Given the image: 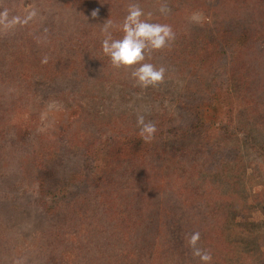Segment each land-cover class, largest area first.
I'll return each mask as SVG.
<instances>
[{
    "label": "rangeland",
    "instance_id": "1",
    "mask_svg": "<svg viewBox=\"0 0 264 264\" xmlns=\"http://www.w3.org/2000/svg\"><path fill=\"white\" fill-rule=\"evenodd\" d=\"M51 1L48 4L47 0H17V16L23 19L32 11H35L36 15L27 24L16 26L23 29L29 26L34 34L61 36V41L56 45L58 50L63 55L69 51L67 56L70 55V58L79 57L80 69L85 68V71L81 76L83 78L77 81L71 80V77H68V81H58L61 90L65 84L68 86L65 90L67 94L63 96L62 101L44 103L43 108L39 110L38 131L46 146L56 148L60 143L58 138L66 139L69 146H73L66 156L75 157L78 154L75 146L92 137L95 130L101 126L112 129V134L121 136L139 134L138 115H144L146 122H154L157 131L166 130L171 124L186 126L192 123L194 118L190 116V112L180 108L181 102L190 106L195 104L192 103L188 92L199 97L200 94L220 91L215 105L230 95L234 101V110L229 113V122L236 129V137L230 139L227 146L238 145L243 158L240 164L228 162L210 170L199 168L197 158L191 159L188 154L179 151L172 155H162L157 161L152 159L151 163L156 167V171L149 188L143 189L142 199L132 198L128 194L129 191L123 194V199L120 190V195L114 198L112 204L123 213L125 222L120 223L121 228L127 223H138V226H134V232L128 237L124 235L122 240L109 237L112 224H108L104 219L102 211H96L95 200L93 196H89L87 204L89 210H93L84 223L68 221L63 224L66 239L73 235L72 244L68 242V248H72L70 253L76 256L64 258L59 264H105L99 260L111 250L120 252L125 249H138L141 242L145 244L146 240L148 246L156 250L161 244L159 240H154L157 221L160 216H164L163 210L173 206L180 218H206L212 222L222 218L243 217L247 215V209L240 212L241 208L249 207L245 231H235L233 234L232 220L228 219L229 224L223 229L224 235L227 241H243L239 250L249 248L254 251V255L264 252V159L258 156L259 150L264 148V51L260 52L256 45L251 46L242 52L241 59L235 60L234 65L241 61V71L245 70L247 74L243 83L249 84L246 99L242 101L237 100L233 94L236 90L234 86H230L233 82L237 84L232 74L230 89L227 90L230 93L226 95L227 91L223 85L226 73L221 74L218 63L209 65V62H205L202 67L200 63L201 59L207 58L208 61L209 57L206 55H209V52L213 53L219 49L222 33H232L240 27L250 29L252 25H259L262 19L253 13L258 14L260 7L254 2L228 3L221 5L219 11L213 14L217 5L220 6V3L228 0H143V3L138 4L145 13L143 18L150 23L168 24L175 33V39L168 46L146 58V62L156 67L163 66L167 71L163 83L155 88L145 89L136 84L129 72L114 69L109 58H105L98 49H101L104 39L101 30L103 23L111 19L115 25L122 24L128 14L129 5L122 8L113 5L111 9L105 6L103 9H97L98 15L93 18L91 13L95 9H92V2H74V5L66 6L62 5V0ZM197 4L199 8L194 9ZM162 6H166L170 11L161 13ZM8 9L11 13L12 8ZM196 14L199 16L196 17ZM111 31L114 38H120L122 35L116 28ZM8 32L9 29L0 26V37H6ZM9 47L12 48V44ZM44 47L40 42L35 45V49ZM226 51L229 57L231 50ZM219 61L222 63L223 57ZM77 65L72 63L65 68L73 73L71 69ZM226 65L229 66L228 63ZM65 71L66 69L63 72ZM69 72L66 74L69 75ZM41 84L40 81L34 84L40 92L45 90ZM7 90L9 89L0 88V96H5ZM0 105V116L8 117L4 114L6 105L1 102ZM203 112L206 113V110L203 109ZM205 113L203 119L211 123L212 133H215L221 115L208 116V113ZM208 138L211 141H222L219 135L210 134ZM251 142L261 147L258 153L251 150ZM175 144L170 136L162 137V145L166 146V151ZM58 147L60 152L62 145ZM8 149L0 151V264H42L38 251L42 245L41 236L46 232L50 220L32 204L31 161L26 162L18 150ZM20 165L23 170L19 169ZM136 171L134 169L133 173L125 178V182L128 187H136L140 192L144 185H141ZM132 188L130 190H133ZM88 191L92 189L89 188ZM107 193L109 187L106 192H102V202H106ZM234 210H237L235 215L232 212ZM242 217H238V221ZM98 225L103 227L101 234ZM170 231L171 236H176V230ZM193 231L187 230L188 233L197 232ZM159 233L166 237L164 228H161ZM134 242L135 246L131 245Z\"/></svg>",
    "mask_w": 264,
    "mask_h": 264
},
{
    "label": "trees",
    "instance_id": "2",
    "mask_svg": "<svg viewBox=\"0 0 264 264\" xmlns=\"http://www.w3.org/2000/svg\"><path fill=\"white\" fill-rule=\"evenodd\" d=\"M62 1V5L66 6L74 5V2L77 4L92 2V9L95 10L103 9L105 6L111 9L113 5L122 8L125 5L133 4L132 2L137 4L144 2L143 0ZM47 2L49 4L52 1L47 0ZM240 2L247 4L254 2L255 5L259 6V13L253 14L262 19L261 23L255 24V27L252 25L250 29H241L240 27L239 30L232 33H222L219 49L213 53L209 52V55H206L209 57L208 61L205 58L201 59L200 63L202 64L201 67L205 62H209V65L218 63L221 74L226 73L223 84L226 91L230 89V74H232L237 80V84L233 82L230 86H234L236 92L233 94L237 100L242 101L246 99L245 94L249 91L248 82L243 83L247 79V74L245 70L241 71V61L235 65L234 63L236 59H241L242 52L251 46L256 45L260 52L264 51L263 0H228V2L220 3V6L217 5L218 7L214 8L213 14L218 12L223 4H239ZM200 3L204 2L200 1ZM198 4L194 5L193 8H199ZM16 6L19 7L17 0H0V12L12 8L9 17L18 15ZM236 19L239 20L237 17ZM60 37L34 34L30 31L29 26H25L24 29L15 26L9 29L6 37H0V88L9 89L5 92V96H0L1 104L6 105L4 114L8 116H0V151H8V148L16 149L26 159V162L31 161L33 172L30 178L32 204L50 220L46 232L41 236L42 245L38 251L42 264H59L64 258L76 256L70 253L73 249L68 248V242L72 244L73 235L66 239L63 228L68 221L69 223H84V220L92 214L93 209L89 210L87 204L89 196H93L92 198L95 200L94 205L96 207L94 206V208L96 211L98 213L102 211L104 219L107 220L108 224H112V233L108 235L109 237L122 240L124 235L130 236L134 232V226H138V223H127L125 227L121 228L122 224L120 223L125 222L123 213L115 209L112 204L114 198L118 194L120 195V190L123 199H125L123 194L126 191H129L128 194L132 198L142 199L143 189L149 188L156 171V167L151 163L152 159L157 161L162 155H172L175 151H179L185 155L188 154L191 159L197 158L196 162L199 164V168L202 167L205 170L214 169L219 164L228 162L240 164L243 161L238 145L227 146L230 139L236 137V129L229 122V113L234 110L233 96L224 97L221 103L216 102L215 105L220 91L208 92L205 95L200 94L199 97L195 93L188 92L192 98V103L195 104L190 106L181 102L180 108L190 112V116L194 118L193 122L182 127L171 124L166 130H158L151 142H144L139 134L121 136L114 133V135L112 129L101 126L95 130L96 132L92 137L86 138L80 145L78 143L75 146V151L78 153L75 157L66 156L68 150L73 149V146H69L66 139L58 138L57 141L60 143L57 144L55 141L56 148L46 146L47 144L43 142V137L38 131L37 116L39 110L43 108L44 103L62 101L63 96L67 94L65 90L68 86L65 84L61 90L60 85L57 84L58 81H68V77L77 81L83 78L81 76L85 71V68L80 69L79 57L70 58V55L67 56L69 51L63 55L58 50L56 45L58 41H61ZM38 42L45 46L44 49H35ZM11 44L12 48L9 47ZM98 49L103 54L102 48ZM226 49L231 50L229 57ZM95 55H97V51ZM226 55L229 66L226 65ZM45 57H47V63H42ZM221 57L224 60L222 63L219 61ZM65 59L66 61H64ZM210 59L211 61H209ZM72 63L78 65L71 69L73 73H70V69L65 67ZM64 69H66L65 72H63ZM66 72H69V75ZM11 78L13 79L11 80ZM38 81L42 83V89H45L42 92L38 91V87L34 85ZM188 93L185 98H187ZM228 93L230 91H227L226 95ZM1 107L0 105V110H2ZM203 109L206 110L208 116L221 115V120L215 127V133H212L211 123L203 119L205 113ZM208 120L211 121V119ZM107 132L111 133L108 134ZM62 133L64 134V132ZM210 134L219 135L222 141L208 140ZM164 135L170 136L176 142L174 147L168 151H166V146L162 145ZM251 144V150L255 153L260 151L258 156L264 159V148L258 151L261 147L254 142ZM61 145L62 149L59 152L58 146ZM54 150L56 152H53ZM20 168L23 170L21 165ZM134 169L138 171L141 185H144L140 192L136 187H128L125 182V178L133 173ZM139 179L136 181L139 182ZM108 187L109 193L105 194L106 202H102L104 196L102 192H106ZM89 188L92 191L89 192ZM225 195L229 197V195ZM245 208L247 215L243 217L222 218L212 222L206 218L200 220L194 217L189 218V220L180 218L175 213V207H169L162 211L164 216H160L155 227L154 240H159L161 243L156 250H152L146 240L145 244L141 242V247L139 246L138 249H125V251L120 252L111 250L108 254L101 256L99 261H103L105 264H201L199 258L192 256V250L187 243L191 234L187 230H197L200 233L198 247L211 253L210 264H264V252L254 255V251L249 248L239 250L243 241H227L224 235L229 220H232L231 232L233 234L235 231H245V224L249 219L250 211V208L246 206L241 208L240 212H243ZM236 211H232L234 212L233 215L236 214ZM238 217H242V219L238 221ZM97 228L100 229L99 233L101 234L103 227L98 225ZM161 228H164L166 237L159 233ZM170 228L176 230V236H171ZM131 245L135 246V242Z\"/></svg>",
    "mask_w": 264,
    "mask_h": 264
},
{
    "label": "clouds",
    "instance_id": "3",
    "mask_svg": "<svg viewBox=\"0 0 264 264\" xmlns=\"http://www.w3.org/2000/svg\"><path fill=\"white\" fill-rule=\"evenodd\" d=\"M170 11L166 6L160 8L161 13ZM36 15L35 11L21 19L19 16L9 18L7 9L0 12V26L10 29L16 25L27 24ZM95 18L98 10L91 13ZM151 15L150 13L148 14ZM145 13L138 4H130L128 14L124 17L122 24L115 25L111 19H107L102 25L101 48L105 56L110 60L114 69L125 70L136 84L141 88L157 87L165 80L166 69L163 66L156 67L154 64L146 62V58L151 57L152 53L164 49L175 39V33L168 24L150 23L143 17ZM199 14H196L198 17ZM194 17V18H196ZM116 28L122 33L120 38H114L112 29ZM47 63V57L42 60ZM137 126L139 135L144 142H151L157 131L156 125L152 121H145L144 115L137 116ZM200 233H191L188 238V245L192 250V256L199 258L201 264H210L211 253L198 247Z\"/></svg>",
    "mask_w": 264,
    "mask_h": 264
}]
</instances>
